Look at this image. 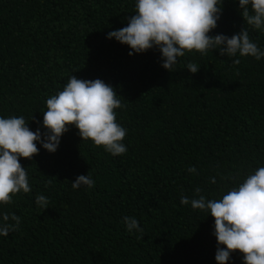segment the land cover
Here are the masks:
<instances>
[{
	"label": "trees",
	"instance_id": "trees-1",
	"mask_svg": "<svg viewBox=\"0 0 264 264\" xmlns=\"http://www.w3.org/2000/svg\"><path fill=\"white\" fill-rule=\"evenodd\" d=\"M238 2L224 0L210 34L230 37L245 26L264 50V30L245 24ZM135 3L0 0V116H23L43 130L47 98L75 75L115 88L124 105L116 121L127 129L120 156L82 141L71 126L56 152L37 143L39 154L20 158L32 191L0 205L21 217L17 231L0 236V264H217L214 218L180 200L196 198L197 186L222 198L234 186L222 176L242 182L264 166V57L237 56L236 65L218 49L186 52L170 72L155 47L130 56L107 33L127 26ZM88 172L95 186L73 189ZM38 194L48 208L36 205ZM125 216L143 234L128 232ZM228 264H243L242 254Z\"/></svg>",
	"mask_w": 264,
	"mask_h": 264
},
{
	"label": "clouds",
	"instance_id": "clouds-1",
	"mask_svg": "<svg viewBox=\"0 0 264 264\" xmlns=\"http://www.w3.org/2000/svg\"><path fill=\"white\" fill-rule=\"evenodd\" d=\"M223 3L224 0H136L135 13L126 18L127 26L109 31L107 38L129 46L130 56L155 47L161 54L162 67L170 72L174 71L178 58L193 51L203 55L218 49L221 56L227 54L236 65L240 63L237 56L261 60L264 50L250 39L247 27L230 37L210 34L217 27ZM238 7L247 26L264 30V0H239ZM199 67L190 62L186 68L197 73ZM117 95L112 85L99 78L86 80L70 75L63 90L46 100L43 130L41 127L31 130L30 120L23 116H0V205H10L16 194L32 191L20 158L32 160L39 154L37 143L50 153L56 152L62 135L71 126L78 129L82 141L91 140L113 156L126 153L123 140L127 129L117 123L115 112L124 105ZM34 119L32 116L31 120ZM188 171L195 173L196 168L189 167ZM221 179L234 184L222 198L208 199L197 186L196 198L182 196L180 203H190L192 209L214 218L217 264H228L232 253L237 251L242 254L243 264H264V166L250 172L242 182H238V174ZM51 183L46 181V186ZM210 183L216 184V178H210ZM81 186H95L89 172L78 175L72 182L73 189ZM35 203L42 210L49 207L48 197L42 194L36 196ZM123 221L128 232L143 234L135 217L125 216ZM20 223L21 217L14 212L0 211V236L17 231Z\"/></svg>",
	"mask_w": 264,
	"mask_h": 264
}]
</instances>
